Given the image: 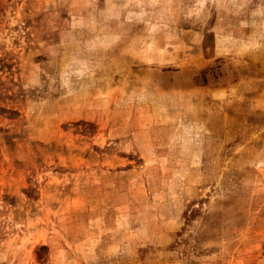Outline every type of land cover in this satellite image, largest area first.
I'll return each mask as SVG.
<instances>
[{"label":"rangeland","instance_id":"rangeland-1","mask_svg":"<svg viewBox=\"0 0 264 264\" xmlns=\"http://www.w3.org/2000/svg\"><path fill=\"white\" fill-rule=\"evenodd\" d=\"M0 264H264V0H0Z\"/></svg>","mask_w":264,"mask_h":264}]
</instances>
